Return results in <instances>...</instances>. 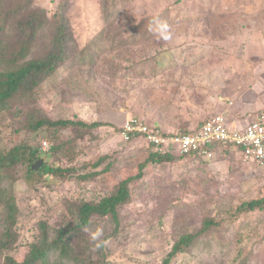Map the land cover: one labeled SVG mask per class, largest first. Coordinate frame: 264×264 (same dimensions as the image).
Here are the masks:
<instances>
[{"label":"rangeland","instance_id":"rangeland-1","mask_svg":"<svg viewBox=\"0 0 264 264\" xmlns=\"http://www.w3.org/2000/svg\"><path fill=\"white\" fill-rule=\"evenodd\" d=\"M64 1L72 58L32 94L0 110V150L29 144L39 148L48 164L72 171L67 178L47 175L31 180L24 178L23 166L3 172L17 206V236L11 247L0 249V264L5 255L21 261L39 238L42 223L52 235L71 219L73 203L97 200L138 172L149 149L142 140L121 139L125 119L139 116L170 124L190 116L200 122L208 93L202 96L198 87L208 88L209 65L194 75L195 66L188 62L200 57L222 61L232 55L231 49L219 45L236 34L229 32L232 18L220 0H33V5L51 19ZM51 34L49 22L27 58L44 54ZM212 43L216 50L210 48ZM168 57L171 64L155 65ZM195 102L200 105L193 111ZM31 116L101 124L85 133L72 128L32 131ZM185 128L181 123L174 130ZM263 183L256 164L225 148L210 160L148 162L142 176L130 182L128 201L118 208L117 231L112 232L109 220H95L111 234L101 237L104 260L90 238L94 225L78 235L73 246L90 254L96 264H161L180 235L198 231L210 217L218 224L171 264H264V209L234 212L242 201L259 197Z\"/></svg>","mask_w":264,"mask_h":264},{"label":"trees","instance_id":"trees-1","mask_svg":"<svg viewBox=\"0 0 264 264\" xmlns=\"http://www.w3.org/2000/svg\"><path fill=\"white\" fill-rule=\"evenodd\" d=\"M66 6V1L59 3L53 16L49 19L44 9L33 5V0H0V110L8 109L17 99L32 94L59 67L70 62L73 36ZM49 22L52 26V34L48 49L41 56L27 58L34 47L33 43L37 34ZM171 59L172 57L162 58L155 65L162 66L165 61H168L169 65ZM100 124L95 121L88 123L82 120H51L45 117L31 116L28 128L32 131H38L41 127H45L53 132L72 128L75 131L85 133ZM153 127L164 131L159 126ZM186 131L188 130H175L180 134ZM134 140L137 139L131 138L130 141ZM147 147L149 154L139 165L135 175L121 179L109 194L97 200H80L78 203H73L70 207L71 219L63 226L55 228L52 235H49L42 223L41 234L36 241L30 244L25 257L21 261H17L12 256L5 255L4 264H96L90 254L86 255L85 251L78 252L75 250L74 239L84 232L85 227L89 228L92 225L97 227L95 220L98 218L109 220L112 224V232L117 231L118 208L128 201L130 182L142 176V169L148 162H171L178 158L203 159L196 154L189 156L177 152L160 153L153 151L151 146ZM223 148L222 146H209L213 153L212 157L217 150ZM42 154L39 148L25 143L16 144L7 150H0V209L2 211V216H0V249L11 247L17 236L13 230L16 223L17 206L14 195L4 183L6 176L3 172L9 168L23 166L25 168L24 178L31 180L34 177L47 175L67 178L68 172L72 171L70 168L48 164L42 159ZM39 159L42 160L39 168L31 169V165ZM100 161L101 159H98L95 165ZM108 164L110 165V163ZM256 208L264 209V198L261 195L242 201L235 207L234 212L241 214ZM217 224L213 218L208 217L203 220L202 227L198 231L180 235L162 259L161 264H171V261L179 253L184 252L195 243L200 234L206 233L211 226ZM101 230L102 237L106 235L103 239L111 237V234H106V228ZM103 239L100 238L98 243L101 245L99 247L101 258L104 260L105 244Z\"/></svg>","mask_w":264,"mask_h":264},{"label":"crops","instance_id":"crops-1","mask_svg":"<svg viewBox=\"0 0 264 264\" xmlns=\"http://www.w3.org/2000/svg\"><path fill=\"white\" fill-rule=\"evenodd\" d=\"M220 1L225 4L227 17L232 18V28L229 32L236 34L225 42V46L223 41L219 45L220 48L231 49L232 55H227L222 61L218 60V57L216 61L213 58L200 57L199 60L191 58L188 62L189 66H195L192 67L194 75L209 65L208 88L198 87V92L203 91L202 96L205 97L208 93L205 97L208 102H205L204 108L200 110L205 113L204 118L195 123V117L188 116L170 124L143 118L148 124L159 126L164 131H175L174 129L180 127L182 123L186 125L184 130H194L205 118L224 113L229 128L241 129L256 113L264 109V0ZM209 46L211 49L217 48L216 43ZM181 62L185 64L186 60ZM184 76L186 79V73ZM199 105L193 103L192 110L195 111ZM227 150L241 157L238 149L229 147Z\"/></svg>","mask_w":264,"mask_h":264},{"label":"built area","instance_id":"built-area-1","mask_svg":"<svg viewBox=\"0 0 264 264\" xmlns=\"http://www.w3.org/2000/svg\"><path fill=\"white\" fill-rule=\"evenodd\" d=\"M119 135L125 142L131 138L142 140L153 151L177 152L189 156L196 154L204 160L212 157L209 146L233 147L240 151L244 162L256 164L264 175V109L256 113L241 129L229 128L224 113H218L205 118L194 130L181 134L161 131L143 118L131 116L122 123ZM260 195L264 198V183L260 188Z\"/></svg>","mask_w":264,"mask_h":264},{"label":"clouds","instance_id":"clouds-1","mask_svg":"<svg viewBox=\"0 0 264 264\" xmlns=\"http://www.w3.org/2000/svg\"><path fill=\"white\" fill-rule=\"evenodd\" d=\"M84 231H89V229L87 227L84 228ZM103 233L102 230L100 228H97L95 231L90 232V238L91 241L93 242V244L96 245V247H100V243H98L100 241V238L102 237Z\"/></svg>","mask_w":264,"mask_h":264},{"label":"water","instance_id":"water-1","mask_svg":"<svg viewBox=\"0 0 264 264\" xmlns=\"http://www.w3.org/2000/svg\"><path fill=\"white\" fill-rule=\"evenodd\" d=\"M41 163H42L41 159L37 160L33 165H31V169L36 170Z\"/></svg>","mask_w":264,"mask_h":264}]
</instances>
